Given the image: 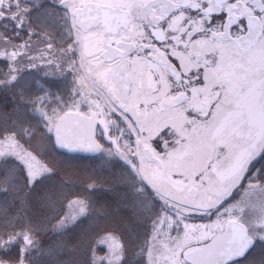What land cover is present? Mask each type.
<instances>
[{
  "label": "snow or ice",
  "instance_id": "6c2138e0",
  "mask_svg": "<svg viewBox=\"0 0 264 264\" xmlns=\"http://www.w3.org/2000/svg\"><path fill=\"white\" fill-rule=\"evenodd\" d=\"M34 253L264 264V0H0V264Z\"/></svg>",
  "mask_w": 264,
  "mask_h": 264
},
{
  "label": "trees",
  "instance_id": "16d2710c",
  "mask_svg": "<svg viewBox=\"0 0 264 264\" xmlns=\"http://www.w3.org/2000/svg\"><path fill=\"white\" fill-rule=\"evenodd\" d=\"M100 196V198L103 199H110L111 197L108 196V194L106 193H100L98 194ZM9 211H12V209L10 208ZM38 239H40L41 241V247H45L47 244V237H38ZM34 255L37 256V260H36V264H48L49 258L40 254V253H34ZM70 256L66 255L64 257H62V259H69Z\"/></svg>",
  "mask_w": 264,
  "mask_h": 264
}]
</instances>
